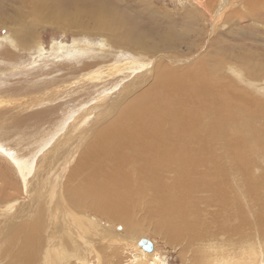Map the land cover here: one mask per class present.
<instances>
[{"label": "rangeland", "instance_id": "1", "mask_svg": "<svg viewBox=\"0 0 264 264\" xmlns=\"http://www.w3.org/2000/svg\"><path fill=\"white\" fill-rule=\"evenodd\" d=\"M66 1L59 0L60 9ZM97 1L108 8L97 9ZM219 1L82 0L83 21L111 9L115 28L122 14L116 35L46 26L31 38L11 14L17 0H0V264L36 263V257L14 261L31 252L50 264H145L142 239L154 244L155 263L264 264V0H224V16L216 17L212 2ZM166 14L175 20L163 24ZM140 35L149 46L158 44L156 51L127 48ZM66 49L79 53L62 54ZM203 66L214 77L206 79ZM159 69L185 73L188 87L156 96L166 79L157 81ZM207 91L220 123L206 127L214 132L209 137L193 129L217 119L201 96ZM180 110L174 136L150 143ZM141 138L147 144L137 143ZM194 188L201 190L182 192ZM221 196L226 210L217 206ZM167 203L179 205L180 219L203 226L204 235L212 232L208 243L185 237V227L159 209ZM227 210L236 214L223 221ZM74 212L72 221L117 231L122 243L94 233L81 238L72 226L69 233L86 254L83 262L70 256L75 248L65 233ZM62 237L68 254L55 248Z\"/></svg>", "mask_w": 264, "mask_h": 264}, {"label": "bare ground", "instance_id": "2", "mask_svg": "<svg viewBox=\"0 0 264 264\" xmlns=\"http://www.w3.org/2000/svg\"><path fill=\"white\" fill-rule=\"evenodd\" d=\"M66 1V0H65ZM81 1L82 0H74L73 2H69V1H66V2H62V3H64V5L65 6H62V9H60L59 8V0H17V4H18V7L14 10V12L13 13H11L12 15H13V17L17 20V23H20L21 24V28H20V33H26L28 36H30L31 38L33 37L32 35H31V33L32 32H34L35 31V28L36 27H48V26H52V27H56V28H59V29H62V28H65L66 30L67 29H75V30H79V31H81V30H90L91 32H93V33H103V34H110L111 36L115 33V35H116V32H118L119 30V27L120 26H118L119 24H118V21H121L122 23H123V18H122V14L120 13V18L118 19V16H117V20H116V22H115V24L117 23V27H115V28H110V23L109 22H113L112 21V17H114V15L113 14H115V12H112L111 11V9H109V13H107V14H105V15H103V14H97L96 15V18L93 16L92 17V15H91V17H90V19L91 20H93V21H90V23L88 22V21H83V16H84V14H86V15H88V13H87V11L84 9H82V5H80L81 4ZM198 1V0H197ZM202 1V0H201ZM222 1H224V0H220L219 2H217V3H215V2H212V7L213 8H211L212 9V11L213 12H217V13H215L214 15L217 17V15L219 16V17H221V16H224V15H222V13H221V9H220V5H221V2ZM13 2V0H9V2L8 3H12ZM193 3H194V1H193ZM199 3V2H198ZM13 4V3H12ZM13 5H15V4H13ZM59 5V6H58ZM95 5L96 6H94V7H96L97 9H99V10H105V9H107L108 8V6L106 5V3L104 2V1H97L96 3H95ZM7 6V5H6ZM79 6H82V7H80L79 8ZM92 7H93V5H91ZM150 6H151V8H150V10H148L149 12L151 11L152 13H154V14H157V8L155 7V6H153L152 4H150ZM210 7V6H209ZM12 8V7H11ZM14 9V8H13ZM118 9V8H117ZM137 9V8H136ZM68 10H72L71 12H69ZM107 11V10H106ZM197 11V10H196ZM151 12H150V14H151ZM143 13V12H142ZM213 14V13H212ZM149 15V14H148ZM153 15V14H152ZM171 15V14H170ZM169 14L167 15L166 14V16H164V19H165V21L163 22V24H166V23H168V21L172 18L173 20H175V18H173L172 16H170ZM134 16V15H133ZM151 17H153V16H151ZM155 17V16H154ZM27 18H28V20H29V18H30V21L29 22H27L26 23V20H27ZM134 18V17H133ZM149 18H150V16H149ZM140 19V18H139ZM157 19V18H156ZM82 20V21H81ZM114 20V19H113ZM127 20H128V18H127ZM126 20V21H127ZM142 20V19H141ZM144 20V19H143ZM156 21V20H155ZM120 22V23H121ZM166 22V23H165ZM121 23V24H122ZM131 22H129V24H130ZM110 24V25H109ZM114 24V25H115ZM126 24V23H125ZM124 24V25H125ZM128 24V25H129ZM135 23H133V25H134ZM142 24V23H141ZM155 24H157V22L155 23ZM13 25H15V22H14V24ZM19 25V24H18ZM9 26H10V24H9ZM6 27V26H5ZM130 27V26H129ZM169 27H171L170 25H169ZM122 28H123V26H122ZM121 28V30H124V28L122 29ZM132 28V27H131ZM13 29V28H12ZM17 29V28H16ZM19 30V29H18ZM65 30V31H66ZM72 30V32H74ZM104 30V31H103ZM78 31V32H79ZM126 31V30H125ZM129 32L131 31V30H128ZM36 32V31H35ZM167 32V31H166ZM140 34V33H139ZM23 35V34H22ZM184 35V34H183ZM20 36H21V34H20ZM25 36V35H24ZM23 36V37H24ZM143 35H140V36H135V37H133V39L129 42H127V48H131V49H143V50H148V51H156V48H157V45H153L152 47L151 46H149V40L148 41H146V39H145V37L143 38L142 37ZM19 37V36H18ZM22 37V41H25V39H27V38H23ZM110 37V36H109ZM185 37V36H184ZM151 38V37H150ZM162 38H164V37H162ZM18 40H20V38L18 39ZM165 40V39H164ZM163 40V41H164ZM29 41V40H28ZM32 41V40H31ZM31 41H29V42H31ZM167 43H169V42H167ZM163 44V43H162ZM60 50V49H59ZM67 51L66 52H62L61 51V53L63 54V53H65V54H67V55H71V56H74V57H76V55H78V53H79V51L78 50H75V49H66ZM7 51V50H6ZM11 52V51H10ZM9 52V53H10ZM158 52V51H157ZM143 53V52H142ZM82 54H84L85 55V53H82ZM126 54H128V52L127 53H121L120 55L122 56V57H125V55ZM120 55H117V57H119ZM215 56V55H214ZM81 57H82V55H81ZM122 57H121V59H122ZM120 58V57H119ZM118 58V59H119ZM222 58H223V56H222ZM81 59V58H80ZM121 62V61H120ZM213 62V61H212ZM203 63V62H202ZM209 64V63H208ZM135 65V64H134ZM211 65H215V64H211ZM162 68V67H161ZM228 68V67H227ZM263 68V67H262ZM134 69V68H133ZM132 69V70H133ZM137 69V68H136ZM86 70H88V69H86ZM203 70L205 71L202 75L205 77L206 76V79H207V77H209L210 78V75H213V71H214V69L213 68H211V67H207V66H203ZM230 71L232 70V69H229ZM263 70V69H262ZM233 71V70H232ZM260 71V70H259ZM124 72V71H123ZM164 70L163 69H159V71H158V80L157 81H159L160 79H162V78H164V77H166V79H165V81L164 80H161V83H163V84H158V85H156L157 86V88L159 89V91H156L157 93H156V96H161V97H164V96H162L160 93H163V94H166L165 96V98H170V97H172V95H171V93L172 92H174V91H182V90H184L185 89V87L187 86L186 85V81L183 79L184 78V75H186L185 73H179V74H177V75H175L176 74V72H170V74H164ZM168 72V71H167ZM233 72H236V70H234ZM253 72H255V71H253ZM262 72V71H261ZM215 73V72H214ZM219 73V72H218ZM218 73H216V74H218ZM260 73V72H259ZM86 74V73H85ZM95 75L97 74V73H94ZM93 74V75H94ZM258 74V73H257ZM148 76V75H147ZM150 76V75H149ZM85 77V76H84ZM115 77H116V75H115ZM212 77V76H211ZM213 77H214V75H213ZM92 78H95V77H92ZM216 78V77H215ZM254 78V77H253ZM96 79H98L97 77H96ZM211 79V78H210ZM209 79V80H210ZM95 80V79H94ZM216 80V79H215ZM92 81V80H91ZM211 81H213L212 83H214V80H211ZM218 81V80H217ZM217 84V83H216ZM220 84V83H219ZM131 86H133V84L131 85ZM188 87V86H187ZM259 88V87H258ZM257 88V89H258ZM129 89H131L130 88V85L129 86H127V87H125V89H124V91H126V90H129ZM159 92V93H158ZM210 92H205L204 93V95H202L201 94V96H203L202 98L203 99H205V96H206V100H207V105H206V107H207V109L208 110H212V114H210V115H212L211 116V118H213L214 116H216L217 115V119L216 120H214L215 118H213V120H211V118H210V120L211 121H208V122H206L205 124H202L201 126H199V127H193V129H199L200 131H202L201 133H202V136H205V137H209L211 134H214V132H212V131H208L207 130V132H204L205 130H206V127L207 126H209V125H214L215 127H217V126H219V125H217V124H220L219 122H218V119H219V108H217V106H218V104H216V102H215V104H213L212 103V101H211V98H213V97H211V98H209L210 96V94H209ZM209 94V95H208ZM155 96V97H156ZM211 96H212V94H211ZM105 98V97H104ZM150 99H153L152 97L150 98ZM105 100V99H104ZM121 101V100H120ZM209 101H211V106L209 105ZM101 104L103 105V104H106V102H101ZM106 106H107V104H106ZM205 107V108H206ZM204 108V109H205ZM89 112H91L92 113V110H89ZM160 112V111H159ZM203 111H194L191 115H193V114H201ZM208 111H206V113H207ZM205 113V112H204ZM204 113H202L203 115H206V114H204ZM84 114V113H83ZM208 114V113H207ZM166 116H164V115H162L163 116V118L164 119H167V116L168 117H170V113H166L165 114ZM194 115V116H195ZM83 115H81V117H82ZM161 115H157L156 116V118L157 117H160ZM172 117H175V122H171L170 124H168V125H166L165 126V128H164V130L162 131V132H159L160 134H162V135H157V134H155L154 133V135L152 136V137H150V143H152V142H154V140H156L157 138H159V137H161L162 138V136H167V135H172V136H174V134L176 133V131H175V129H178L179 127H180V123H181V121H180V119L179 118H181V117H183V116H181V110H180V112H171V117H170V119L172 118ZM199 117V116H198ZM189 118H191V117H189L188 116V118H184L182 121H184L185 123H184V127L186 126V125H188L189 124ZM209 120V119H208ZM130 120H126V122H129ZM176 121H177V123L179 124V125H177L176 124ZM238 123V121H236V122H233L232 124L234 125V124H237ZM217 125V126H216ZM213 127V126H212ZM214 127V128H215ZM223 127V126H222ZM227 129V128H226ZM198 130V131H199ZM120 131V130H119ZM218 131H219V129H218ZM217 131V132H218ZM224 130H222V132H223ZM130 136V135H129ZM176 136V135H175ZM66 137V136H65ZM81 137V136H80ZM211 139H212V136L210 137ZM214 138V137H213ZM124 142H125V140L124 139H122ZM133 138H132V144H133ZM191 140V139H190ZM213 140V139H212ZM137 141V143H140L141 145H145V144H147V138H141V139H139V140H136ZM216 142H219V140H217ZM114 146V145H113ZM50 149V148H49ZM48 149V151H50ZM56 152V151H55ZM54 153V152H53ZM48 154V153H47ZM50 154V153H49ZM43 160L45 159V158H42ZM87 161H89V162H92V157L91 156H89L88 157V159H87ZM43 162H45V161H43ZM47 162V161H46ZM42 164V163H41ZM52 167V166H51ZM38 168H39V166H38ZM34 169V168H33ZM50 169V168H49ZM22 170L24 171V170H27L28 171V168H27V166L25 165V166H23V168H22ZM25 172V171H24ZM35 177V176H34ZM37 177V176H36ZM183 188H185V187H183ZM198 190L200 191L201 189H191L190 190V192H187V191H182V192H184V194H185V196L187 197V196H190V193L191 192H193V193H195V192H198ZM29 193V192H28ZM29 194H31V192L29 193ZM31 196V195H30ZM198 196H200V195H198ZM31 198V197H30ZM50 198V197H49ZM229 198V197H228ZM34 199V198H33ZM234 200V199H233ZM171 203H174V201H171ZM171 203H167V204H164V205H158V207H159V209L168 217V219H169V216L170 217H175V219H176V223H175V225L177 226V227H179V228H181L180 226L182 225V226H184L185 227V229L186 230H183L182 232H184L186 235H185V237H187L188 239H190L191 241L193 240V241H197V240H202V241H204V242H206V243H208V240H210V237L212 236L213 237V233L211 232V234L209 235V236H206L207 234H208V232H206L205 233V235L203 234V231H202V227L203 226H201V225H199V224H192L191 225V222H186V220H188V217H184L183 216V218H181L180 219V216H179V214H178V212L180 211V210H178L179 209V205H176V204H171ZM225 203H226V196H221V199L219 200V201H217V206L219 207V208H221V209H223V210H226V207H225ZM43 204V203H42ZM46 204H47V202H46ZM46 204H44V205H46ZM25 206V205H24ZM23 206V207H24ZM234 207V206H233ZM232 207V208H233ZM26 208V207H25ZM220 209V210H221ZM2 210V209H1ZM220 210L218 211V212H220ZM34 213V212H33ZM227 213L229 214V215H227V216H223V221L224 220H226L227 218H231L234 214H236V212H234V210H231V211H229V210H227ZM226 213V214H227ZM7 214V213H6ZM54 214V213H53ZM77 213L76 212H74L70 217H68V222H69V224H67V225H70V226H68L67 228H66V231H67V233H65L66 234V236H67V245H69L68 243H71L73 246H74V248L75 249H69L68 251H70L71 253L69 254L70 256H74L76 259H78V260H80V261H85V257H84V254H82V250L84 251V253L86 254V250H84V248H82L81 247V245L79 244V243H77V242H75L73 239H72V237H71V235H70V233H69V230L71 229V230H73L74 228H76L77 230H78V232H79V234H80V237L81 238H84L85 237V235H87V234H85V233H88L89 235L91 234H93L94 233V236L95 237H97V239L99 238V239H101V240H103V241H105V242H107V243H109V244H111V245H117V244H120V243H122V239H121V237H122V235H120L119 233H117V231H115V232H113L112 230H110V231H112V232H108V230L107 229H105V228H101V229H99V228H94V225H92V227L94 228L93 230H91L90 228H89V225H85V224H83V223H78L77 224V221L76 220H74V221H72V219H73V217H77ZM5 216V215H4ZM3 217V216H2ZM91 217V216H90ZM54 218V217H53ZM92 218V217H91ZM56 219V218H55ZM185 219V220H184ZM5 220H7V219H5ZM13 220V219H12ZM92 220H94L95 221V219H92ZM18 221V220H17ZM22 221V220H21ZM47 221H48V219H47ZM46 221V223H48ZM15 223V222H14ZM26 223V222H25ZM45 222H43V224H44ZM50 223H51V221H50ZM224 223H226V222H224ZM19 224H20V222H19ZM61 224H63V223H61ZM64 224H66L65 222H64ZM11 225V224H10ZM14 225V224H13ZM72 226L74 227V228H72ZM17 230V229H16ZM70 230V231H71ZM103 231V232H102ZM24 232V231H23ZM61 232H63V231H61ZM100 232H102V234L100 233ZM104 233V234H103ZM240 233V232H239ZM238 233V234H239ZM33 234V233H32ZM10 235V234H9ZM36 235H37V233H36ZM62 235H63V233H62ZM172 235V234H171ZM35 236V235H34ZM121 236V237H120ZM124 236V235H123ZM241 236V235H240ZM14 237V236H13ZM37 237V236H36ZM44 237V236H43ZM61 238V237H60ZM134 238V237H133ZM9 239H10V237H9ZM19 239V238H18ZM59 239V238H58ZM64 239L66 240V237H62V240H58L59 241V246L58 247H55V248H57L56 250H65V254H68V253H66V251H67V245H66V241H64ZM175 239H177V236L175 235ZM13 240V239H12ZM95 240V239H94ZM125 240H128V241H125L124 243H127V242H129V239H125ZM42 241V240H41ZM18 242V241H17ZM16 242V243H17ZM11 243V242H10ZM41 246H42V244L41 243H39ZM50 244V243H49ZM54 244V243H53ZM129 244V243H128ZM131 244H133V242L131 243ZM11 246H12V244H10ZM39 245V246H40ZM44 245V244H43ZM66 247H65V246ZM110 245V246H111ZM135 245V244H134ZM46 246V245H45ZM49 246V245H48ZM65 248H64V247ZM136 246V245H135ZM79 247H80V249H79ZM10 248V247H9ZM49 248V247H48ZM206 249V248H205ZM45 250H46V248H45ZM44 250V251H45ZM75 251H76V253H75ZM60 252V251H59ZM3 253V252H2ZM5 253V252H4ZM13 253H15V252H13ZM34 253V252H33ZM32 252L31 253H29V257H27V258H23V259H19V260H14V261H17V263H19L18 261H22V262H27V261H30V260H32V259H34V257H36L37 258V262L35 263H33V262H28V264H50L49 263V261L47 262L46 260H44V258H42V256H41V260L40 261H42V262H39L38 261V259H39V257H37V254H36V252L33 254ZM46 253V252H45ZM47 254V253H46ZM144 254H146L145 256L148 258V260L146 261V263L145 264H160L159 263V261L157 260L156 261V263H155V258L150 254V253H144ZM153 254H155V253H153ZM200 254H201V251H200ZM5 255V254H4ZM18 255V254H17ZM44 255V254H43ZM69 255H66L67 257H69ZM8 256H9V254H8ZM15 256V255H14ZM18 256H20V255H18ZM40 256V255H39ZM142 256H143V254H142ZM22 257V256H21ZM5 258V257H4ZM136 258H138V257H136ZM141 258V257H140ZM75 259V260H76ZM139 261H141V260H139ZM144 261V260H143ZM51 262V261H50ZM57 262V261H56ZM10 263L12 264V262L10 261ZM9 263V264H10ZM16 263V262H15ZM20 264V263H19ZM26 264V263H25ZM138 264H139V262H138Z\"/></svg>", "mask_w": 264, "mask_h": 264}, {"label": "water", "instance_id": "3", "mask_svg": "<svg viewBox=\"0 0 264 264\" xmlns=\"http://www.w3.org/2000/svg\"><path fill=\"white\" fill-rule=\"evenodd\" d=\"M227 2V0H226ZM122 88L118 89L117 92L115 94H113L112 99L115 97H117V95L120 93ZM100 243V242H99ZM143 250H145L148 253H152L154 251V244H152V242L142 239L140 242Z\"/></svg>", "mask_w": 264, "mask_h": 264}]
</instances>
